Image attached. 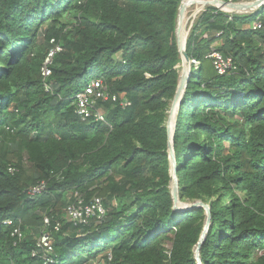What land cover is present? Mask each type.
<instances>
[{
	"label": "trees",
	"instance_id": "obj_1",
	"mask_svg": "<svg viewBox=\"0 0 264 264\" xmlns=\"http://www.w3.org/2000/svg\"><path fill=\"white\" fill-rule=\"evenodd\" d=\"M180 1L0 0V264H197L205 209L173 211L167 148ZM212 49L234 70L217 75ZM185 52L199 64L172 142L179 199L209 206L201 264H264V7H205ZM91 79L109 94L94 104L103 121L76 112ZM75 194L84 205L100 198L102 219L65 218ZM44 215L50 254L36 243Z\"/></svg>",
	"mask_w": 264,
	"mask_h": 264
},
{
	"label": "built area",
	"instance_id": "obj_2",
	"mask_svg": "<svg viewBox=\"0 0 264 264\" xmlns=\"http://www.w3.org/2000/svg\"><path fill=\"white\" fill-rule=\"evenodd\" d=\"M232 1V0H229ZM240 3H249L246 0H238ZM194 21V20H193ZM193 23V22H192ZM191 23V25H192ZM261 24L259 22H253L252 28L254 30L259 29ZM60 47L55 45L53 47L44 62V65L41 69V74L43 77H46L49 74V69L47 68V64L51 62V59L54 53L58 52ZM207 57L211 60L212 67L217 75H224L227 72L234 70L235 65L231 56L223 55L221 52L212 49L211 52L207 55ZM191 63L195 66L198 65V61L193 59ZM109 94L107 92L106 85L102 81V79H91L88 84L84 87L83 90L78 92L75 95V104H76V112L81 118V120H89L93 118L94 120L103 121L104 117L99 110L94 108V104L96 100H108ZM113 101L116 100V97L113 95L111 97ZM122 105L128 104L127 102L121 103ZM9 172H13L14 168L9 167ZM45 183L41 182L37 186H34L30 189L31 194H36L41 192L44 189ZM104 208L99 199H93L89 204L84 205L82 202L78 201L77 203L70 204L66 209V214L68 219L74 224L86 223L88 218L96 217L100 220L104 215ZM44 231L41 232L39 238L36 243L37 246L43 248L45 252L50 254L52 252V237L48 230L50 226V218L46 215L43 216L42 219ZM5 223L11 224V221H6ZM59 222H55L53 225V230L58 231ZM12 235L20 241L23 237L21 230L18 227H15L12 231ZM34 254V251L32 252Z\"/></svg>",
	"mask_w": 264,
	"mask_h": 264
},
{
	"label": "water",
	"instance_id": "obj_3",
	"mask_svg": "<svg viewBox=\"0 0 264 264\" xmlns=\"http://www.w3.org/2000/svg\"><path fill=\"white\" fill-rule=\"evenodd\" d=\"M213 2L218 3V5L211 4L209 6H214V7L218 8L224 12L235 13V14L244 13V12L252 13L254 10H258V9L264 7V1L261 3H258V0H253V1H251L249 3H245V4L240 3V2L224 1V0H214ZM183 12H184L183 0H181L179 7H178V13H177V19H176L175 38H176V44H177L178 52H179L181 60H182V64L183 63L187 64V69L185 68L179 76V82H178V85L176 87L174 98L172 100V103H174L177 100V98L182 94L180 97V100H179V104H180L181 98L183 96V93L185 91V87H186V84L188 82V78L190 76V59L188 58V56L185 52L186 39L184 40L183 45H181L179 40H178V37H177V22H178L180 15L183 14ZM190 27H191V24L188 28V32H189ZM187 35H188V33H187ZM186 38H187V36H186ZM179 104H178V107H179ZM167 119H169V118L167 117ZM174 125H175V122H174ZM174 125H173V127L169 126L168 120L166 121L167 135H168V139H169L167 148H168V152H169V158H170V162H171L172 173L175 176L174 180H173V177L171 178V185H170L171 197H172V202H173L172 209H173V211H176V212H183V211H186V210H189L192 208H196V207H203L205 209L206 220H205L204 228H203L202 234L200 236L199 242L196 245V249L198 252L200 249V246L204 240L205 234L208 230L209 224H210L209 206L207 204H204L201 201H195V202L188 203V204H180L178 202V200H179L178 187L179 186H178V180L176 177V161H175V156H174V151H173V142H172Z\"/></svg>",
	"mask_w": 264,
	"mask_h": 264
},
{
	"label": "rangeland",
	"instance_id": "obj_4",
	"mask_svg": "<svg viewBox=\"0 0 264 264\" xmlns=\"http://www.w3.org/2000/svg\"><path fill=\"white\" fill-rule=\"evenodd\" d=\"M246 1H248V2H251V1H253V0H246ZM207 6H209V5H207ZM207 6H205V7H207ZM205 7H203L197 14H196V16L205 8ZM192 9H194L193 7L192 8H190V9H188L187 10V12H185V19H186V23H187V27H186V29L188 30V28H189V26H190V24L193 22V20L196 18V16L194 15V16H192ZM230 14H232V13H230ZM238 14H247V12H244V13H238ZM187 16V17H186ZM217 44H219V43H217V42H215L214 43V45H217ZM184 64V63H183ZM183 64H181L180 65V74H181V72L186 68L187 69V64H186V67H184L183 66ZM183 66V67H182ZM194 69V68H193ZM182 95V94H181ZM181 95L177 98V100L174 102V103H171V105H170V109H169V112H168V118L169 119H167L168 120V123H169V126H172L173 127V125H174V122H175V118H176V113H177V110H178V104H179V100H180V97H181ZM171 176L173 177V180H174V178H175V176L173 175V173H172V169H171ZM172 180V181H173ZM173 183V182H172ZM178 190H179V188H178ZM178 202L180 203V204H188V203H192V202H186V201H181L180 199L178 200ZM66 218V217H65ZM45 229H44V227L43 226H41V227H37V234H39L40 235V233H41V231L43 232ZM36 234V235H37ZM38 235V236H39ZM37 236V237H38ZM168 236H170V234L168 235ZM166 247L167 248H169L170 247V241H167L166 242ZM198 254V255H197ZM194 255H195V260H196V262H197V264H200L201 263V260H200V257H199V251L197 252V249H196V247H195V250H194ZM198 258V259H197ZM199 261V262H198ZM98 264H103L102 262H99Z\"/></svg>",
	"mask_w": 264,
	"mask_h": 264
},
{
	"label": "bare ground",
	"instance_id": "obj_5",
	"mask_svg": "<svg viewBox=\"0 0 264 264\" xmlns=\"http://www.w3.org/2000/svg\"><path fill=\"white\" fill-rule=\"evenodd\" d=\"M214 0H183V7L184 12L180 15L178 22H177V37L181 45H183L184 40L186 39L188 30L186 29L187 23L185 19V12H187L188 9H192V16H196V14L205 6L207 5H218V3H214ZM264 0H258V3L263 2ZM204 10V9H203ZM187 17V16H186ZM184 67H186V64H183ZM182 66V67H183ZM192 70V69H191ZM191 73V72H190Z\"/></svg>",
	"mask_w": 264,
	"mask_h": 264
},
{
	"label": "clouds",
	"instance_id": "obj_6",
	"mask_svg": "<svg viewBox=\"0 0 264 264\" xmlns=\"http://www.w3.org/2000/svg\"><path fill=\"white\" fill-rule=\"evenodd\" d=\"M236 2H237V1H236ZM255 11H256V10H254L253 12H255ZM253 12H252V13H253ZM247 14H251V13H248V12H247ZM188 33H189V32H188ZM191 60H193V59H190V72H191V69H193V68L196 67L195 65H193V64L191 63ZM195 60H196V59H195ZM197 61H198V60H197ZM198 62H199V61H198ZM198 64H199V63H198ZM197 66H198V65H197ZM82 90H83V89H82ZM79 92H80V91H79ZM77 93H78V92H77ZM77 93H76V94H77ZM75 105H76V104H75ZM39 193H40V192H39ZM39 193H36V194H39ZM96 198H97V197H96ZM96 198H93V199H96ZM93 199H92V200H93ZM97 199H99V200L101 201L100 198H97ZM92 200H90V202H91ZM78 201H80V202L83 203L82 199H80V198L75 194V202H74V203H77ZM90 202H89V203H90ZM89 203H88V204H89ZM71 204H73V203H71ZM101 204H102V201H101ZM69 205H70V204H69ZM69 205H68V206H69ZM68 206H67V207H68ZM102 206H103V204H102ZM104 210H105V209H104ZM104 213H105V212H104ZM103 216H104V215H103ZM66 218L68 219L67 214H66ZM88 219H89V218H88ZM101 219H102V218H101ZM101 219H100V220H101ZM68 220H69V219H68ZM69 221H70V220H69ZM72 223H73V222H72ZM73 224H74V223H73ZM41 232H42V231H41ZM40 234H41V233H40ZM39 236H40V235H39ZM39 236H38V238H39ZM38 238H37V239H38ZM36 241H37V240H36Z\"/></svg>",
	"mask_w": 264,
	"mask_h": 264
}]
</instances>
